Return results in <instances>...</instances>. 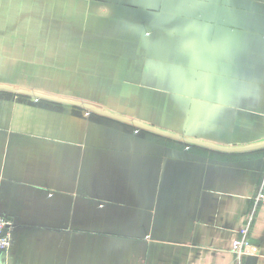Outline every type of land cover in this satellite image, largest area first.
Masks as SVG:
<instances>
[{
  "label": "crops",
  "instance_id": "1",
  "mask_svg": "<svg viewBox=\"0 0 264 264\" xmlns=\"http://www.w3.org/2000/svg\"><path fill=\"white\" fill-rule=\"evenodd\" d=\"M263 174L264 0H0V264H264Z\"/></svg>",
  "mask_w": 264,
  "mask_h": 264
},
{
  "label": "built area",
  "instance_id": "2",
  "mask_svg": "<svg viewBox=\"0 0 264 264\" xmlns=\"http://www.w3.org/2000/svg\"><path fill=\"white\" fill-rule=\"evenodd\" d=\"M34 102L40 103L41 100L38 98H34ZM85 115L89 117L91 114L89 113V111H86ZM255 202L257 205L264 204V174ZM252 221L253 219L250 218L246 227H244L240 232L241 237L238 240H236L233 245V252L238 260H242L245 257L254 256L256 254L255 247L248 239ZM13 228H14V223L12 222V220L4 217L0 213V253L3 251H8L13 246V241L11 236Z\"/></svg>",
  "mask_w": 264,
  "mask_h": 264
},
{
  "label": "water",
  "instance_id": "3",
  "mask_svg": "<svg viewBox=\"0 0 264 264\" xmlns=\"http://www.w3.org/2000/svg\"><path fill=\"white\" fill-rule=\"evenodd\" d=\"M35 96V98H38V99H41V98H43V97H41V96H39V95H34ZM56 101V100H55ZM57 102H60V101H57ZM88 110H90V109H88ZM104 116H107V117H109V118H113V119H115L116 117H114V116H112V115H108V114H103ZM142 128H144L145 130H150V129H148V128H146V127H142Z\"/></svg>",
  "mask_w": 264,
  "mask_h": 264
},
{
  "label": "rangeland",
  "instance_id": "4",
  "mask_svg": "<svg viewBox=\"0 0 264 264\" xmlns=\"http://www.w3.org/2000/svg\"><path fill=\"white\" fill-rule=\"evenodd\" d=\"M35 103V102H34ZM37 104V103H36Z\"/></svg>",
  "mask_w": 264,
  "mask_h": 264
}]
</instances>
